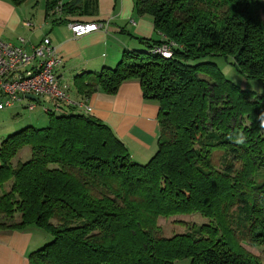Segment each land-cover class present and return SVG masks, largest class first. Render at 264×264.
<instances>
[{
    "label": "trees",
    "instance_id": "1",
    "mask_svg": "<svg viewBox=\"0 0 264 264\" xmlns=\"http://www.w3.org/2000/svg\"><path fill=\"white\" fill-rule=\"evenodd\" d=\"M86 3L47 0L46 10L82 15ZM134 11L163 39L74 85L86 99L138 81L143 100L158 106L155 153L136 163L95 118L72 108L46 114L45 127L0 143V231L34 226L52 237L28 264H264V177L256 180L264 96L214 62L229 59L245 79L264 81V0H134ZM163 43L173 44L170 59L149 52ZM24 147L28 159L13 163ZM192 216L206 222L162 234L159 219Z\"/></svg>",
    "mask_w": 264,
    "mask_h": 264
},
{
    "label": "crops",
    "instance_id": "2",
    "mask_svg": "<svg viewBox=\"0 0 264 264\" xmlns=\"http://www.w3.org/2000/svg\"><path fill=\"white\" fill-rule=\"evenodd\" d=\"M46 1L24 0L14 6L8 0H0V39L30 53L33 46L48 38L61 59L55 73L68 86L73 100L84 98L75 89L76 76L113 68L123 51H146V41L163 39L155 34L149 17L135 13L134 0H86L89 7L85 14L68 16L59 11L47 13ZM70 1L60 0V4ZM72 22L96 23L100 28L74 37L68 28ZM86 99L91 107L87 115L108 126L135 161L142 163L151 158L158 137V106L143 100L138 81L123 83L114 95L97 91ZM15 108L11 119L0 111V143L17 130L32 126L24 121L16 123L23 109ZM18 125L21 127L16 129ZM33 241V234L26 229L0 231V264H28V254L36 250L31 246Z\"/></svg>",
    "mask_w": 264,
    "mask_h": 264
},
{
    "label": "built area",
    "instance_id": "3",
    "mask_svg": "<svg viewBox=\"0 0 264 264\" xmlns=\"http://www.w3.org/2000/svg\"><path fill=\"white\" fill-rule=\"evenodd\" d=\"M68 28L74 37H80L97 31L100 26L96 23L72 22ZM171 47L172 43H163L152 46L149 52L170 59ZM60 61L48 38L33 46L30 53H26L20 45L0 39V111L20 106L27 111L39 107L44 114L52 112L59 115L69 108L89 114L91 107L87 99H71L68 86L59 81L55 69ZM27 95L35 97L37 101L26 98Z\"/></svg>",
    "mask_w": 264,
    "mask_h": 264
},
{
    "label": "rangeland",
    "instance_id": "4",
    "mask_svg": "<svg viewBox=\"0 0 264 264\" xmlns=\"http://www.w3.org/2000/svg\"><path fill=\"white\" fill-rule=\"evenodd\" d=\"M155 34L158 35L159 33L155 32ZM148 39H151V38H148ZM144 46L147 48L146 45H144ZM214 62L217 64L218 68L224 74L226 79L231 81L234 85L238 86L242 90L252 91V92H255L259 95L264 96V81L262 82V81H259L256 79H245L242 75H240L239 73H237L233 69V67L230 65L231 60H229V59L227 61H225L223 58L218 57V58L214 59ZM13 109H16V108L12 107V109L10 108L7 110H3L4 114H5V112L8 113V114H6L7 118L11 119L14 117V115L16 113L12 114V112L16 111V110H13ZM18 110H20V109H18ZM20 112L23 113L22 117H18L16 123L24 121L25 123H27V125H29L28 123H30L35 128L45 127L48 123L47 115L44 114L39 107H36L33 111H27V110L21 111L20 110ZM2 119L3 120H1V122H3L5 118H2ZM16 127H17L16 129H19L18 127H21V126L18 125ZM13 128H15V125ZM155 145H156V143H155ZM154 153H155V150L153 152H151L150 154L153 155ZM29 155H30L29 148L24 147L21 151H19L17 153L16 157L13 160V163H15L16 161L24 162L28 159ZM129 155H130V158L132 161L138 163L137 161H135V158H133L131 154H129ZM145 161H143V162L146 163L148 160L146 162ZM143 162L142 163L139 162V164H144ZM262 177H264V170L260 171L257 174L256 180L258 181V179H260ZM5 188L8 189V184L5 185ZM204 222H206V219H202L198 216H192V217H178V218L175 217V218H170V219H166V220L159 219L158 224L161 227L162 234L165 235L166 237H170L173 234H180V233L185 232L186 228L183 225V223L201 224ZM26 230H28V232H31L33 234L34 241H33V244L31 245L32 248L39 249V248L43 247L45 244L52 241V237L47 232H45L43 229H38V228L32 226V227L27 228ZM243 247L246 248L247 251H249L255 255H259V253H260V250L256 249L258 247H252V246H249L247 244H243ZM177 264H187V262L183 261V262H180Z\"/></svg>",
    "mask_w": 264,
    "mask_h": 264
},
{
    "label": "water",
    "instance_id": "5",
    "mask_svg": "<svg viewBox=\"0 0 264 264\" xmlns=\"http://www.w3.org/2000/svg\"><path fill=\"white\" fill-rule=\"evenodd\" d=\"M26 98L33 100V101H37V99L31 95H27Z\"/></svg>",
    "mask_w": 264,
    "mask_h": 264
},
{
    "label": "bare ground",
    "instance_id": "6",
    "mask_svg": "<svg viewBox=\"0 0 264 264\" xmlns=\"http://www.w3.org/2000/svg\"><path fill=\"white\" fill-rule=\"evenodd\" d=\"M70 91V90H69Z\"/></svg>",
    "mask_w": 264,
    "mask_h": 264
},
{
    "label": "clouds",
    "instance_id": "7",
    "mask_svg": "<svg viewBox=\"0 0 264 264\" xmlns=\"http://www.w3.org/2000/svg\"><path fill=\"white\" fill-rule=\"evenodd\" d=\"M242 142V141H241Z\"/></svg>",
    "mask_w": 264,
    "mask_h": 264
}]
</instances>
